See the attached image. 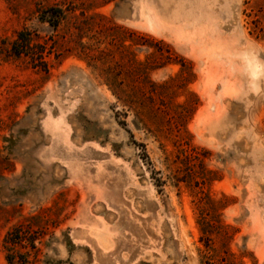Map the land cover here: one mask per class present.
I'll return each mask as SVG.
<instances>
[{
    "label": "rangeland",
    "instance_id": "1",
    "mask_svg": "<svg viewBox=\"0 0 264 264\" xmlns=\"http://www.w3.org/2000/svg\"><path fill=\"white\" fill-rule=\"evenodd\" d=\"M22 27L59 55L0 54V264L19 224L32 264H264V0H0Z\"/></svg>",
    "mask_w": 264,
    "mask_h": 264
},
{
    "label": "trees",
    "instance_id": "2",
    "mask_svg": "<svg viewBox=\"0 0 264 264\" xmlns=\"http://www.w3.org/2000/svg\"><path fill=\"white\" fill-rule=\"evenodd\" d=\"M68 19V12L62 9L57 4L41 7L37 10V20L40 24H46L53 31H55L62 22ZM51 41L48 44L37 30L22 27L15 32L11 40L6 38L0 40V54L16 60H25L29 65L40 71L48 72L49 60L48 56L53 51H56L55 56H58V50L53 49L55 40L53 36H49ZM32 219L35 217H31ZM25 228L22 224L16 225L10 229L3 238V248L6 251L5 259L8 264H32L29 259L28 252H20L18 246L26 247L25 243L29 245L34 254L38 253V248L34 245L35 237L29 239L25 234Z\"/></svg>",
    "mask_w": 264,
    "mask_h": 264
}]
</instances>
